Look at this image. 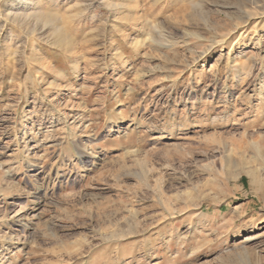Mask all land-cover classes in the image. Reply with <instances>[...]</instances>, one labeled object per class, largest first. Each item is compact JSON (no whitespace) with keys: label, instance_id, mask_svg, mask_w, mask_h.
<instances>
[{"label":"rangeland","instance_id":"374dc122","mask_svg":"<svg viewBox=\"0 0 264 264\" xmlns=\"http://www.w3.org/2000/svg\"><path fill=\"white\" fill-rule=\"evenodd\" d=\"M242 1L39 0L23 14L55 25L28 31L0 1V264H264V13L241 25Z\"/></svg>","mask_w":264,"mask_h":264},{"label":"bare ground","instance_id":"6f19581e","mask_svg":"<svg viewBox=\"0 0 264 264\" xmlns=\"http://www.w3.org/2000/svg\"><path fill=\"white\" fill-rule=\"evenodd\" d=\"M2 1V0H0ZM47 1H51V0H47ZM54 1V0H53ZM5 2V1H4ZM3 2L2 7L5 5ZM8 4H10L9 9L11 10V13L7 14L5 17V20L7 22V20L11 17L12 21L14 23H17L19 25V27H21L22 29L25 28L26 31H28V27L27 25L29 24L30 19L34 18L35 20H41L43 22V26L45 27L46 25L49 26V24L55 25V21H53V19L46 13L44 12L43 14H36V13H26L23 14V8L30 11L33 10L34 8H36L37 3L39 2V0H7ZM203 3V2H202ZM39 4V3H38ZM0 5V8H1ZM203 6H200V9H202ZM240 8L239 9V16L237 18L238 21H240L241 25H245L248 24V22L254 18H258L261 17V15L264 13L262 11V6L260 5L259 0H244L242 2H240L239 5ZM22 8V9H20ZM38 8V7H37ZM41 8V7H39ZM198 8V7H197ZM8 9V10H9ZM1 10V9H0ZM43 10V9H42ZM198 10V9H197ZM4 11V10H3ZM149 11V10H148ZM262 11V12H261ZM150 13V12H149ZM203 14V12H202ZM10 16V17H9ZM264 16V15H263ZM80 22V21H79ZM206 23L208 22V20L206 19L205 21ZM240 23H236L235 24V28H239L240 27ZM33 25V24H32ZM214 25V24H213ZM31 27V26H30ZM50 27V26H49ZM257 25L255 24L256 28ZM215 28V27H214ZM23 30V31H25ZM241 31V30H240ZM33 32V31H32ZM35 32V31H34ZM53 32L55 33V36L60 37L62 36L61 30L60 29H53ZM159 32V31H158ZM28 33V32H27ZM34 34V33H33ZM160 34V32H159ZM157 33V35H159ZM215 35V34H214ZM161 36V34H160ZM164 36V35H163ZM172 36V35H171ZM65 37V36H64ZM160 38V37H159ZM59 39V38H58ZM222 39V38H221ZM64 40V39H63ZM60 41L61 44H67V42L65 41ZM58 42V41H57ZM162 42L165 43L166 47H169L170 45H173V43L176 42V40L171 37H162ZM221 45V43H220ZM161 46V44H160ZM63 47V46H62ZM171 47V46H170ZM64 48V47H63ZM229 62V61H228ZM257 142H253V145H256ZM248 169V168H247ZM246 172V171H245ZM250 177H252L253 179V183H257L256 180L253 178V173L249 170H247L246 172ZM256 177V176H255ZM259 180V179H258ZM253 184V185H254ZM264 184V183H263ZM262 189V188H261ZM264 222V221H263ZM256 225L252 224V231H250V233L256 231Z\"/></svg>","mask_w":264,"mask_h":264}]
</instances>
